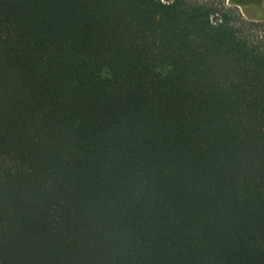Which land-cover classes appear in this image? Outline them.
<instances>
[{
	"label": "trees",
	"instance_id": "obj_1",
	"mask_svg": "<svg viewBox=\"0 0 264 264\" xmlns=\"http://www.w3.org/2000/svg\"><path fill=\"white\" fill-rule=\"evenodd\" d=\"M262 1L0 0V264H264Z\"/></svg>",
	"mask_w": 264,
	"mask_h": 264
},
{
	"label": "rangeland",
	"instance_id": "obj_2",
	"mask_svg": "<svg viewBox=\"0 0 264 264\" xmlns=\"http://www.w3.org/2000/svg\"><path fill=\"white\" fill-rule=\"evenodd\" d=\"M213 1L215 3H219V4H224L226 6H229V2L228 0H210ZM238 8V10L242 13V9L240 8V6H236ZM261 8L262 10L258 11L257 9H252V8H248L247 9V14H250L251 16L257 15L259 16L257 20H260L258 22H260L259 27L257 28V32L259 34V36L262 37L263 41H264V0L261 3ZM244 13H242L243 15Z\"/></svg>",
	"mask_w": 264,
	"mask_h": 264
}]
</instances>
